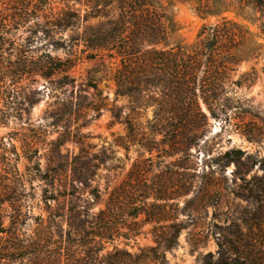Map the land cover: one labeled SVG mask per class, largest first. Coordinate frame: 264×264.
<instances>
[{
    "label": "rangeland",
    "instance_id": "374dc122",
    "mask_svg": "<svg viewBox=\"0 0 264 264\" xmlns=\"http://www.w3.org/2000/svg\"><path fill=\"white\" fill-rule=\"evenodd\" d=\"M85 9L0 0V264H141L155 246L166 264H206L237 237L264 259L263 60L237 65L234 79L253 82L227 87L182 151L185 140L152 131L154 101L133 110L116 94L119 60L79 40L102 20L84 21ZM170 9L172 42L190 45L215 21L190 4ZM50 57L66 68L46 77ZM174 223L177 244L158 245Z\"/></svg>",
    "mask_w": 264,
    "mask_h": 264
},
{
    "label": "trees",
    "instance_id": "16d2710c",
    "mask_svg": "<svg viewBox=\"0 0 264 264\" xmlns=\"http://www.w3.org/2000/svg\"><path fill=\"white\" fill-rule=\"evenodd\" d=\"M78 2L86 7L84 21L102 19L87 26L79 40L88 50L105 51L111 59L119 60L114 75L116 94L130 97L133 110L148 104L146 97L154 101L152 131L164 138L185 140L182 151H190L201 124H207L209 117H217V103L227 87L253 82L250 72L234 79L237 65L252 57L262 59L264 64V0ZM174 2L190 4L204 20L215 18L201 26L190 45L172 42L179 29L170 9ZM74 16L77 17L76 12ZM77 24L75 21L73 26ZM65 68L61 59L50 57L42 72L49 77ZM113 114L119 119L121 110ZM176 144L173 143V148ZM2 203L0 197V235L4 232ZM170 228L176 229L155 234L158 245L164 243L170 248L177 244L180 235L177 225L174 223ZM248 245L240 237L220 241L218 259L213 262L207 258L206 264H264L263 258L246 250ZM158 247L139 255V263L144 264L147 258L155 264H166V257Z\"/></svg>",
    "mask_w": 264,
    "mask_h": 264
}]
</instances>
